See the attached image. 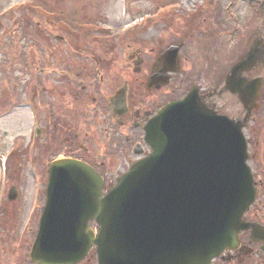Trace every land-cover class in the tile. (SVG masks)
I'll return each mask as SVG.
<instances>
[{
  "label": "rangeland",
  "instance_id": "374dc122",
  "mask_svg": "<svg viewBox=\"0 0 264 264\" xmlns=\"http://www.w3.org/2000/svg\"><path fill=\"white\" fill-rule=\"evenodd\" d=\"M125 1L132 4L131 10L126 13L123 9ZM19 3L27 4L19 6ZM28 10L33 14L31 18L17 17L14 21L16 15ZM147 14H150L147 23L128 32L129 40L135 43L132 49L134 53L138 54L135 47H141L140 53L144 59L142 72H134L135 64L130 55L133 52H125L124 44L117 42L116 38L108 46L115 54L112 59L111 54H107L103 48L99 47L96 51L100 57L106 58L104 62L109 61L107 68L111 78L106 73L108 93H113L124 81L125 74L132 72V87L137 89V85L133 86V83H137L135 78L148 75L149 62L159 53V49L185 40L180 61L181 73L168 86L155 91L153 97H159L158 102L162 103L173 97H182L198 84L216 109L229 116L247 114L238 94L226 89V79L233 64L250 47L264 51V0H0V158L9 155L10 159L7 186L4 194L0 193V264H33L29 252L39 228L41 208L45 204L47 167L54 156L63 155L74 147V153L84 158L90 156L97 164L109 159L111 162L106 170H110V178L127 166L122 155L116 152L115 158L114 155L101 157L98 143L87 140V135L85 140L79 142L88 141L90 154L83 151L78 146L76 136L62 127V122L71 124L73 117L76 121L85 115L90 125L94 124L98 106L92 98L93 94L98 95L96 88L102 87L98 75H90L93 66L85 60L79 63L83 57L79 59L72 46L63 42L70 43L55 38L58 22L61 23L64 18L75 23L76 27L80 24L78 28L82 35L77 36L70 30L69 36L78 47L74 50L81 51L88 48L82 39L107 31L121 35L126 22ZM85 22L89 23L82 26ZM95 26L100 27L97 28L98 32ZM96 41L99 44L105 42ZM28 43H33V47ZM59 53L64 54L59 56ZM57 68H63L70 74L58 75ZM96 70L93 72L96 73ZM80 72L88 77L77 76ZM246 74L250 77L263 76L264 81V62L261 61ZM89 81L94 86L93 91L79 87V84L85 82L84 85H87ZM74 86L80 89L75 95L70 94L71 88H77ZM142 86L144 89V84ZM260 92V98L256 101L258 106L250 111V125L245 131L252 156L249 160L253 168L262 171L264 178V84ZM84 97L86 100L81 103ZM31 99L41 106L43 129L37 146L33 144L35 124L30 110ZM32 162L39 169L40 186L39 180L29 169ZM1 178L0 167V185H3ZM12 186L16 187L18 195L11 200L8 191ZM25 224L29 228H25ZM79 264H97V257L91 253L89 260Z\"/></svg>",
  "mask_w": 264,
  "mask_h": 264
},
{
  "label": "water",
  "instance_id": "95a60500",
  "mask_svg": "<svg viewBox=\"0 0 264 264\" xmlns=\"http://www.w3.org/2000/svg\"><path fill=\"white\" fill-rule=\"evenodd\" d=\"M263 55L252 48L226 79V89L246 106L245 117L218 114L195 85L152 116L145 127L151 154L131 164L106 193L104 178L89 163L53 160L30 254L34 264L77 263L94 245L98 264H210L237 245L242 229L264 234L263 225L251 226L242 216L256 199L243 126L264 84L263 77L244 72ZM10 193L17 195L14 187Z\"/></svg>",
  "mask_w": 264,
  "mask_h": 264
},
{
  "label": "flooded vegetation",
  "instance_id": "af4514ba",
  "mask_svg": "<svg viewBox=\"0 0 264 264\" xmlns=\"http://www.w3.org/2000/svg\"><path fill=\"white\" fill-rule=\"evenodd\" d=\"M157 24H159V22H157ZM121 41L126 44L125 52H133L130 55L133 58V62L135 64L134 72H142V63L144 62V59L140 53L141 47H135V50L136 52H138V54L134 53L132 49L134 48L135 43L129 40L128 34L123 35L121 37ZM101 47L110 51V59L115 56L112 48L108 49V46H106L105 44ZM164 49L165 48L163 47L160 48L158 51L159 53H157V55L155 54L154 58L149 62L150 72L148 73V75L135 78L137 83H133V86L137 85V89L132 87V72L129 74H125L126 77L124 81L120 83L117 88H115L114 93L109 97L107 96L108 90H106L109 88L108 82H106L107 77H110L108 73L109 69L107 68V65L110 66L109 61L107 59V61L104 62V59L106 58H102L96 53L93 54V59L96 66V68L94 69H97V74L93 72V69L92 73L90 72V75L93 74V77H95V75H98L97 77L100 78V82L103 84V89L101 88L99 91L100 96H97L95 98L93 97L94 102H97L98 106V110L96 107V115L93 118L94 124L90 125L89 119L88 117H86V115L83 116L80 120H76L71 124L62 122V127H65L68 130V133H73L74 137L76 136L78 142L80 140H85L87 135V140H93V142L95 141L96 144L98 143L97 146H99V155L101 157L114 155L115 158V156H117L116 153L118 155H122L124 164L127 166L123 169H120V171L116 173L114 178H110L109 175L111 172L110 170H106L109 163L111 162L109 161V159H104L102 160V162H100V164H97L92 160L90 156L89 158L86 157V160L94 167H96L97 170L101 172L103 177H105V186H109L110 184H112L114 182L113 179L115 180L117 178V175H120L122 172L129 169L132 162L144 156L145 154H148L150 151L148 145L146 144V142H144V126L149 121V118L154 113H156L163 104L168 102V100H164V102L159 103V97H153V93L157 90H161L164 86H168V84L171 83L172 80H174L177 74L181 73L182 71V65L180 62L183 56L182 49L180 50L181 52L179 54V57L177 58L179 62V69L177 64L174 65L171 63L173 56H171V59L169 58L164 61L162 60L160 63H156L157 58L160 56V53ZM184 57L188 58L187 55H184ZM82 62L84 61L82 60L79 63ZM57 66L59 67V65ZM87 67L88 66H86V68ZM172 67L178 69V71H173L172 73H170L171 76L169 82L164 83L162 81L163 78H165L164 72L172 70ZM250 70L248 72H250ZM61 72L65 73L69 71L63 69ZM83 73L84 72H80L82 78L85 79L86 77H88V75H85ZM154 73L158 74V79L150 83V79L152 78ZM77 74H79V71L77 72ZM189 76H187L186 79H188ZM143 84L145 86L144 89L142 86ZM83 88H85V85ZM89 88L91 90H94V86L92 85H90ZM98 89L99 88H96V90ZM205 93L206 92L203 91L201 92L202 95H206ZM100 100L102 101L99 103ZM123 101L126 105V109L121 105ZM205 101L210 106L217 108L215 104L209 100L208 95L205 96ZM88 123L90 126L87 125ZM98 128L101 129V131H99ZM87 142L88 141H86L85 143L79 142L78 146L83 151L90 154L91 149L90 145H87ZM71 148H69L64 155L68 154L72 156L77 154L73 152L74 147ZM139 151H142L144 154L142 156L135 154V152ZM257 170H254V176L255 182L257 183L258 197L256 199V202L245 211L243 216L245 221L247 222H258L264 225V178L262 176V172ZM261 237H263V234L260 235V233H253L252 228H248L242 231L239 234L240 241L237 246L233 249H226L224 253H222L219 257L215 258L212 261V264H264V239H260Z\"/></svg>",
  "mask_w": 264,
  "mask_h": 264
}]
</instances>
